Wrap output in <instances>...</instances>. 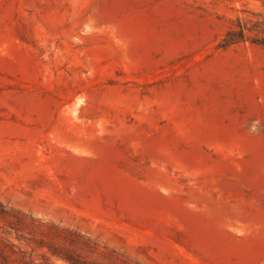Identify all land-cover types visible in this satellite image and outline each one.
Returning <instances> with one entry per match:
<instances>
[{
  "label": "rangeland",
  "instance_id": "rangeland-1",
  "mask_svg": "<svg viewBox=\"0 0 264 264\" xmlns=\"http://www.w3.org/2000/svg\"><path fill=\"white\" fill-rule=\"evenodd\" d=\"M251 39L264 0H0V264H264Z\"/></svg>",
  "mask_w": 264,
  "mask_h": 264
},
{
  "label": "trees",
  "instance_id": "trees-1",
  "mask_svg": "<svg viewBox=\"0 0 264 264\" xmlns=\"http://www.w3.org/2000/svg\"><path fill=\"white\" fill-rule=\"evenodd\" d=\"M238 28L237 31L229 30L218 44V48L226 49L234 44L244 41L246 39L244 35L245 27L242 24H238ZM251 42L264 46V39H251Z\"/></svg>",
  "mask_w": 264,
  "mask_h": 264
}]
</instances>
